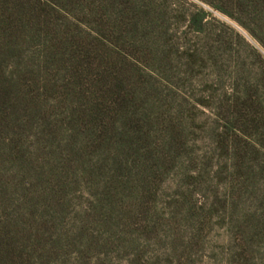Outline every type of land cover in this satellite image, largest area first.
<instances>
[{
  "label": "rangeland",
  "instance_id": "rangeland-1",
  "mask_svg": "<svg viewBox=\"0 0 264 264\" xmlns=\"http://www.w3.org/2000/svg\"><path fill=\"white\" fill-rule=\"evenodd\" d=\"M0 264H264V0H0Z\"/></svg>",
  "mask_w": 264,
  "mask_h": 264
}]
</instances>
